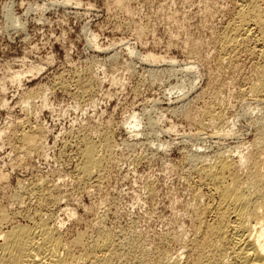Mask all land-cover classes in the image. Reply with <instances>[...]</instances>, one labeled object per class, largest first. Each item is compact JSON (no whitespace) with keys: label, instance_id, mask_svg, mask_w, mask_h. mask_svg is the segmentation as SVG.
Here are the masks:
<instances>
[{"label":"rangeland","instance_id":"rangeland-1","mask_svg":"<svg viewBox=\"0 0 264 264\" xmlns=\"http://www.w3.org/2000/svg\"><path fill=\"white\" fill-rule=\"evenodd\" d=\"M232 1L0 0V207L9 222L26 223L38 209L37 185L66 236L109 231L126 240L120 264H193V213L203 197L192 190L189 155L264 153V88L250 96L257 58L241 54L234 67L216 56ZM186 40L206 57L189 69ZM149 52L162 60L147 62ZM32 65L39 71L28 72ZM83 84L90 88L80 96ZM132 115L142 118L134 132L125 123ZM31 126L41 131L35 149L16 136ZM103 133L111 150L79 180L80 140Z\"/></svg>","mask_w":264,"mask_h":264},{"label":"bare ground","instance_id":"bare-ground-1","mask_svg":"<svg viewBox=\"0 0 264 264\" xmlns=\"http://www.w3.org/2000/svg\"><path fill=\"white\" fill-rule=\"evenodd\" d=\"M64 1L67 3L69 0ZM232 2L234 3L232 7L234 11H232L233 13L231 12L232 16L230 17V20L227 21L228 23L225 24V27L223 26L224 30L222 31L221 29L222 33H218L219 35L216 37L215 34H213L215 40H212L215 41L214 46L216 48L215 50L217 51L216 56L220 63L227 61L231 64H234V67L235 64L237 65L239 62L241 54H247L249 56L256 57L258 66L256 70L254 68L253 71L255 72V78L253 77L255 80L252 84L251 82L253 79H251L250 82V92L253 93H250V96L253 95L255 98H260L264 88V0H233ZM122 3L124 2L122 1ZM137 34V36L140 38V32ZM93 42L97 44L96 41ZM191 43L192 45L189 46ZM191 43L188 44L187 42L188 45L185 44V46H189V50L187 49L188 47L186 48L189 51L187 52L188 54H186L189 55L190 61L186 62L185 64L186 68L188 69L197 65L199 60H204L206 58L204 57L205 55H202L201 52L198 53L199 51H197V46L201 47V44L196 45V40V44L194 42ZM130 49L129 51H131ZM160 58L162 57L150 52L144 55V59L147 60V62L148 60L149 62H157L158 60H162ZM39 69L40 68L37 65H32L28 72L33 74L38 72ZM22 74L19 72H14V75L12 74L13 77L11 80L17 83L20 82ZM76 74L74 76H76ZM79 86H81V84ZM89 86L90 85L88 84H83V86L79 89L80 96L89 90ZM33 94L34 90L32 89L27 91V94H25L26 98L24 99L26 104L29 103V100ZM2 95L4 98H1V101L4 105L6 104V97L4 94ZM263 97L264 96H262V98ZM258 100L261 101V99ZM185 111L186 110H184V112ZM141 119L138 118V116L136 117V115H132L130 120L125 122L127 123L126 129L133 132L138 131V128L142 124ZM146 120L150 122H147V125L149 124L150 126L152 120ZM155 120L156 118L154 121ZM149 128L151 129V127ZM18 132L19 133H16L17 135H15L17 136V140L19 139V142L22 143L23 147L26 146L34 148L33 146H35L39 141L38 139H40L39 135L41 131L37 127H25L24 129H20ZM99 137L100 138L97 137L98 140H95L90 136L88 138L81 137L82 139L80 140L79 150L80 158L75 165L74 172L76 178L79 180L84 181L85 178L91 174L93 169L98 168L102 163V159L104 158L102 153L105 155L112 148L110 140L111 137L109 138L107 133H103ZM262 139L264 138L262 137ZM38 146L39 143L37 147ZM260 147L261 145L259 148ZM26 151L28 152V148ZM224 152V150H216V152L214 151V153H212L213 155L211 154V159L209 158L210 155H207L208 158H206V155L204 156V154H200L198 152L192 154L190 153L191 155H189L188 158L189 174L190 178H193V187L195 186V188L192 187V190H194V194L199 193L200 196L203 197V200H201L199 203L197 202L198 204H196L197 206L193 213L195 220L194 222H196V237L193 240L192 245L190 244L191 250L188 255L189 259L193 264H264V153H259V151L255 152L254 150L253 153H242L241 150V152L238 151L239 153L237 155L230 154L231 152L229 154ZM242 168L244 169L243 172ZM3 177L5 176L1 172L0 180ZM39 181L40 180H38V182ZM148 188L151 189L150 187ZM41 189L37 185H34V187L30 189V192L36 197L38 209L34 210L32 214H29L26 223H10L11 221L9 222L7 214L5 211H3V208L0 207V264H120L121 258H123V255L126 254H123V252L120 254L121 249L118 250V253L117 246L120 244L122 245L120 248L127 246L128 249V243L126 245H124L125 243L121 244V242L126 241L124 240L125 238L121 239L124 241H116L114 236L109 233V231H107V233L98 231V233L94 237L92 236L93 238L90 240H88L89 237L86 239L82 232H75L74 236L71 237L66 236L65 232H63L61 229L64 225L63 221L58 219L55 220L51 213L47 211L46 207L49 205V200L47 195L44 193L47 191L43 192V189ZM130 239L132 238H129V240ZM128 242L130 243L131 241ZM125 248H122V251H124ZM130 250L133 251V249ZM128 251L129 249L127 252ZM129 253L130 251L127 253V255ZM133 258L135 259V257ZM133 263L134 262H132V264Z\"/></svg>","mask_w":264,"mask_h":264}]
</instances>
